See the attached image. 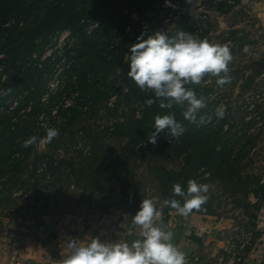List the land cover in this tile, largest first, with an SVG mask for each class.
I'll return each mask as SVG.
<instances>
[{"label": "trees", "instance_id": "obj_1", "mask_svg": "<svg viewBox=\"0 0 264 264\" xmlns=\"http://www.w3.org/2000/svg\"><path fill=\"white\" fill-rule=\"evenodd\" d=\"M157 1L0 0V205L11 206L15 202L16 187H21L22 195L30 198L33 189L39 200L40 194L46 192L39 187L41 179L52 178L57 188L56 180L64 174L75 175L74 183L83 191L100 189L105 184H110V191H114L119 185L122 200L129 205L137 189L125 166L136 158L138 146L145 144L157 145L168 155L172 150L178 156L185 155L179 169L160 167L158 181L165 199L175 198L183 203L182 198L173 195V184L179 183L186 190L187 182L199 176L203 177L202 182L219 179L237 203L246 200L252 191L264 199L261 177L243 171V159L249 150L234 153L232 143L224 139L223 123L219 129L214 128L213 121L191 124L183 118V108L174 105L172 109H161L158 101L148 107L145 102L155 99L154 95L141 91L128 78L129 52L125 42L119 40L122 23L129 19L131 12L138 13L134 26V43H137L141 35L140 21ZM125 9L128 13H123ZM118 12L121 14L116 17ZM97 19L99 25L90 31L88 20ZM64 30L70 31L64 45L43 57L48 45H55L56 36ZM188 87L198 97L211 90L207 84ZM112 96L116 98L109 105ZM99 101L109 110L118 109L125 101L132 108L128 116L115 120L106 129L109 137L124 143L121 152L110 162L107 159L112 151L102 142L100 132L84 122ZM136 102L143 106L139 115ZM212 109L209 104L198 118L210 116L215 108ZM170 113L175 114L186 131L174 140L165 132L156 144L150 143L148 138L155 131L154 117ZM48 128L58 129L59 135L47 143L48 148L40 150L37 144L46 136ZM79 134L84 140H77ZM32 136L38 137L37 143L24 147V142ZM89 140L92 143L87 147ZM63 145L65 154L59 151ZM208 172L210 178L205 176ZM48 187L50 190L52 184ZM261 204L255 205L257 210ZM212 205L211 197L203 206L206 211L193 212L217 215ZM162 211L176 210L165 207ZM256 211L250 213L252 220L259 219ZM16 214V219L24 221L37 217L28 206L19 208ZM47 214L48 210L44 209L42 216ZM58 217L53 215L55 220Z\"/></svg>", "mask_w": 264, "mask_h": 264}, {"label": "rangeland", "instance_id": "obj_2", "mask_svg": "<svg viewBox=\"0 0 264 264\" xmlns=\"http://www.w3.org/2000/svg\"><path fill=\"white\" fill-rule=\"evenodd\" d=\"M168 4L172 6L166 5L165 0H158L155 3L153 9L148 11V14L146 13L140 21V34L144 33L146 39L148 35L156 31L165 32L169 36H175L177 32L183 31L197 35L201 39H207L213 44H228L233 55V61L229 65L233 79L231 83L221 88L216 84L215 77L206 78L211 90L202 95L206 102L205 108L209 104L213 109L215 108L210 115L212 124L215 129H219L218 127L223 123L224 139L232 143L235 148L234 153L243 149L249 150L243 159L244 173L258 175L264 182V66L261 67L258 64L259 60H264L263 21L253 18L254 16L251 17L243 10L228 9L227 0H192V3H188L187 0H174ZM123 13H128V10L125 9ZM120 14L118 12L116 17ZM129 16V19L122 23L119 37V40L125 42L128 52L130 46L134 44L136 35L134 26L139 19L136 11L131 12ZM56 37V44H49L43 57L64 45L68 37L67 30ZM245 46H248V52H244ZM128 56L129 54L127 60ZM54 79L55 77L52 80ZM55 83L56 80L51 81L50 84ZM120 83L122 84L123 81L120 80ZM115 98L116 96L110 98L109 105H112ZM135 105L136 113L139 115L143 106L139 102ZM220 106L226 108V116L217 122L214 113ZM92 109L84 122L93 130L100 132L102 142L112 151L111 157L107 159V162H110L121 152L124 143L119 138L109 137L106 129L115 120H123L128 116L132 108L125 101L118 109L109 110L102 101H99L93 105ZM162 135V133L159 134L157 139ZM77 140H84V136L79 134ZM91 143L92 141L89 140L87 147ZM37 146L40 150L48 148L47 143L42 142H39ZM65 147L63 145L59 149L62 154H65ZM69 149L72 152L71 147ZM137 149L136 158L128 164L129 167L127 164L125 166L128 168L127 172L134 188L137 189L136 197H130L129 205L122 200L119 185L114 191H110L112 188L110 184H105L100 189L89 188L83 191L74 183L75 175L68 177L64 174L62 179L56 180L58 189L55 188L52 178L41 179L39 187L45 188L46 192L40 194L39 200L36 199L33 189L30 191L32 194L30 198L25 194L22 195L21 187H16L13 192L15 202L11 206L0 205V238L20 239L23 235V226L29 221L46 217V215L42 216L44 209L49 212L48 218L53 215L59 217L70 215L73 220L91 227L92 230H98L107 227L113 221L119 222L121 218H129L132 210L135 213L139 210L143 199L158 198L157 207L160 208L165 199L158 181L160 167L179 169L184 164L185 155L178 156L176 150H172L168 155L157 145L145 144L138 146ZM209 174L208 172L205 176L210 178ZM202 180L201 176L196 178L198 183H207L212 186L208 195L209 199L213 198L212 207L216 210V214L233 218L234 224H249L250 213L257 210L255 205L264 202V199L257 195L258 202L252 203L248 195L246 200L242 199L237 203L219 179H208L203 182ZM50 184L52 188L49 190ZM49 192L52 194L47 195ZM134 205L136 207H133ZM26 206L31 207L37 217L27 221L21 218L16 219L18 216L16 211ZM259 210L261 208L257 211ZM5 212H10V216L3 215Z\"/></svg>", "mask_w": 264, "mask_h": 264}, {"label": "clouds", "instance_id": "obj_3", "mask_svg": "<svg viewBox=\"0 0 264 264\" xmlns=\"http://www.w3.org/2000/svg\"><path fill=\"white\" fill-rule=\"evenodd\" d=\"M166 5L168 0H165ZM192 3V0H187ZM144 33L137 37V43L129 48L128 78L133 80L141 91L152 93L155 99L146 100L151 107L157 101L161 109L183 108V118L191 124L212 123L211 116L198 114L206 107L205 98L197 96L189 85L204 86L209 81L205 77H215L216 84L223 88L231 83L233 55L228 44H213L207 39L179 31L175 36L156 31L147 38ZM245 46L244 52H248ZM217 122L226 116L224 106L217 107L214 113ZM148 141L156 144L161 133H168L172 140L178 139L186 131L174 113L156 115ZM56 128H48L40 141L51 143L58 137ZM32 136L24 142V147L37 143ZM212 186L198 183L195 179L187 182L185 190L181 184L172 186L173 195L179 199H164L160 208L158 198L143 199L139 210L131 218L127 228L128 237H136L129 242L125 238L116 241H101L99 237L87 240L69 239L66 257L58 264H187L186 254L172 243L174 233L161 222L162 208L170 207L179 215L188 217L193 211H206L203 207L209 199Z\"/></svg>", "mask_w": 264, "mask_h": 264}, {"label": "crops", "instance_id": "obj_4", "mask_svg": "<svg viewBox=\"0 0 264 264\" xmlns=\"http://www.w3.org/2000/svg\"><path fill=\"white\" fill-rule=\"evenodd\" d=\"M228 7L243 10L264 23V0H227ZM264 62V60H261ZM121 218L103 229L92 230L70 216L29 221L23 226L20 239L0 238V264H58L68 253L69 239L87 240L99 237L101 241L129 242L136 237L127 236L131 218ZM256 220L248 225L256 231V241L241 264H264V202ZM161 222L174 233L172 243L186 254L187 264H222L219 258L224 253L225 235L234 231V220L215 214L193 212L188 217L178 212H163Z\"/></svg>", "mask_w": 264, "mask_h": 264}, {"label": "built area", "instance_id": "obj_5", "mask_svg": "<svg viewBox=\"0 0 264 264\" xmlns=\"http://www.w3.org/2000/svg\"><path fill=\"white\" fill-rule=\"evenodd\" d=\"M173 1L174 0H168V3H172ZM99 23V19L94 21L88 20L89 30L91 31L97 27ZM67 34H70L69 30H67ZM249 200L252 203H257L259 197L252 191L249 193ZM255 241L256 231L253 227L248 224H235L233 233L225 236L224 253L219 258L220 262L222 264H241L244 261V257L249 252V249L254 246Z\"/></svg>", "mask_w": 264, "mask_h": 264}, {"label": "water", "instance_id": "obj_6", "mask_svg": "<svg viewBox=\"0 0 264 264\" xmlns=\"http://www.w3.org/2000/svg\"><path fill=\"white\" fill-rule=\"evenodd\" d=\"M258 64H259L261 67H263V66H264V62H263V61H261V60H259V61H258Z\"/></svg>", "mask_w": 264, "mask_h": 264}]
</instances>
